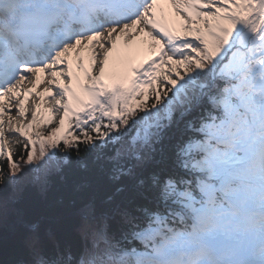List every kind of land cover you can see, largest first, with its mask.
Listing matches in <instances>:
<instances>
[{
	"label": "snow or ice",
	"instance_id": "obj_1",
	"mask_svg": "<svg viewBox=\"0 0 264 264\" xmlns=\"http://www.w3.org/2000/svg\"><path fill=\"white\" fill-rule=\"evenodd\" d=\"M81 152L0 264H264V0H0V223Z\"/></svg>",
	"mask_w": 264,
	"mask_h": 264
},
{
	"label": "trees",
	"instance_id": "obj_2",
	"mask_svg": "<svg viewBox=\"0 0 264 264\" xmlns=\"http://www.w3.org/2000/svg\"><path fill=\"white\" fill-rule=\"evenodd\" d=\"M83 148V145H81ZM23 151L13 147L14 159ZM83 161L73 155L71 163L63 172H54L49 177V186L46 192H41L37 186H27L19 198L9 204L8 214L0 223V261L22 259V255L15 250L17 235V220L23 217L26 220L43 219L45 224L53 230L63 231L66 221L62 214L64 205L60 203L65 191L72 185L94 174L99 162L95 152H81ZM87 167H82L81 164Z\"/></svg>",
	"mask_w": 264,
	"mask_h": 264
},
{
	"label": "bare ground",
	"instance_id": "obj_3",
	"mask_svg": "<svg viewBox=\"0 0 264 264\" xmlns=\"http://www.w3.org/2000/svg\"><path fill=\"white\" fill-rule=\"evenodd\" d=\"M160 6L163 7L165 11L168 8V6H165L164 3H162ZM166 13L168 15V12H166ZM175 17L176 16L174 14H172L171 17L169 15L167 16V22H168L170 27H171V23L176 20ZM120 43H121V48L123 49V42L121 41ZM131 53H132V62L133 63L139 62L140 60L147 59L148 56L150 55V53L146 49L145 44L139 40H137L133 43V45L131 47Z\"/></svg>",
	"mask_w": 264,
	"mask_h": 264
},
{
	"label": "rangeland",
	"instance_id": "obj_4",
	"mask_svg": "<svg viewBox=\"0 0 264 264\" xmlns=\"http://www.w3.org/2000/svg\"><path fill=\"white\" fill-rule=\"evenodd\" d=\"M175 15H176L178 21L181 20V21L183 22V25H184V21H183V19H182V16H178V15L176 14V12H175ZM169 16L171 17L170 14H169ZM176 21H177V20H176ZM171 27L174 28V29L177 30V31L183 32V26H182V29H179V28L176 27V25H175L174 22L171 23ZM145 46H146V49H147V45H146V44H145ZM147 50H148V49H147ZM84 55H85V63H86V64H89L90 61L87 59V57H88V53L85 52ZM46 79H47V77L45 78V80H46ZM29 86H30V85H29ZM43 88H44V84L42 83V84H40V85L38 86L37 91H43ZM21 99H23V97H21ZM33 99H36V98L33 96V97H30V98L26 101V107H29V108L31 107L32 102H33ZM12 116H13V117L16 116V110H15V109H13V111H12ZM7 120H8V117L6 116V117H5L6 127H7ZM28 120H30V115L28 116L27 120H25L24 122L27 123ZM13 123H15V121H13ZM52 126H53V125H48L47 127H48V128H51ZM41 131L44 132V128H43V127L41 128ZM45 134H46V133H45ZM61 143H62V142H61ZM13 147H14V146H13Z\"/></svg>",
	"mask_w": 264,
	"mask_h": 264
}]
</instances>
